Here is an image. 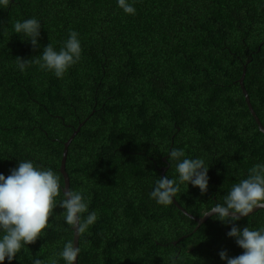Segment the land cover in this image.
I'll return each instance as SVG.
<instances>
[{
  "label": "trees",
  "instance_id": "trees-1",
  "mask_svg": "<svg viewBox=\"0 0 264 264\" xmlns=\"http://www.w3.org/2000/svg\"><path fill=\"white\" fill-rule=\"evenodd\" d=\"M12 0L0 9V173L30 159L60 176L65 144L70 189L90 199L98 220L80 235L78 264H226L243 253L231 224L196 220L150 198L156 181L175 178L172 148L209 165L206 193L181 185L175 199L196 218L264 162V0ZM41 22L40 47L15 34L17 20ZM79 33L82 57L63 79L28 60ZM26 39V38H25ZM165 159V160H164ZM57 206L50 228L4 264L49 261L74 234ZM238 226H264V210ZM59 264H65L63 260Z\"/></svg>",
  "mask_w": 264,
  "mask_h": 264
},
{
  "label": "clouds",
  "instance_id": "clouds-1",
  "mask_svg": "<svg viewBox=\"0 0 264 264\" xmlns=\"http://www.w3.org/2000/svg\"><path fill=\"white\" fill-rule=\"evenodd\" d=\"M11 2L0 0V9L9 7ZM116 3L125 14H136L135 0H116ZM40 22L35 17L17 20L12 29L23 41L39 48ZM81 57L79 33L71 30L59 50L49 43L40 55L28 60L20 57L15 60L20 72H25L35 63L42 71L63 79ZM167 155L170 164L175 162L177 175L175 178L168 175L160 177L150 192L151 199L158 205L170 206L181 185L188 187L191 184L198 187L201 194L207 192L209 165L203 158H189L182 149L176 148L170 149ZM60 193V176L52 168L40 167L30 159L19 160L18 166L11 169L7 177L0 173V264H4L6 259L11 262L28 244L43 236L44 230L51 227L49 218L57 206L63 209L60 215L75 237L86 233L94 225L98 212L89 211L90 199L82 191L64 188L63 196L57 202ZM258 208H264V162L254 164L246 178L231 186L222 203H215L203 214L214 215L225 224H231L227 236L234 238L244 250L235 257H230L226 250L220 251V259L226 264H264V226L240 227L236 223ZM80 251V247L69 239L52 259L46 262L37 258L32 264H59L60 260L65 264H75ZM171 264H176V260L171 259Z\"/></svg>",
  "mask_w": 264,
  "mask_h": 264
},
{
  "label": "water",
  "instance_id": "water-1",
  "mask_svg": "<svg viewBox=\"0 0 264 264\" xmlns=\"http://www.w3.org/2000/svg\"><path fill=\"white\" fill-rule=\"evenodd\" d=\"M246 73H247V66L244 68V71H243V75L242 77L240 78L239 82H240V85H241V88L243 90V93L245 95V99H246V102L249 106V109H250V112L252 113L253 117L255 118L258 126H259V129L260 131L264 134V126L262 125L260 119L258 118V116L256 115L253 107H252V104H251V101H250V97L248 95V92L247 90L245 89V84H244V81H245V77H246ZM82 125L79 126V128L77 129V131L74 132V134L72 135V137L67 141V143L65 144V150H64V154H63V159H62V164H61V167H60V171L61 173L63 174V177H64V181H65V185L63 187L64 188H70V178H69V175L66 171V163H67V156H68V150H69V146L72 142V140L75 138V136L78 134V132L80 131ZM165 160V159H164ZM168 171V166L167 167H163L162 168V177L166 175ZM174 199V204L177 205L186 215H188L190 218L196 220L197 222V228L196 230L203 224H205L211 217H213L214 215H207V216H203L201 218H196L194 217L193 215L189 214L183 207H181L179 205V203L176 201L175 198ZM259 210H264V208H258V209H254V211L250 214H254L255 212H258ZM249 215V216H250ZM79 241H80V236L79 237H75L74 235V243L79 246ZM75 264H78V258H77V261L75 262Z\"/></svg>",
  "mask_w": 264,
  "mask_h": 264
}]
</instances>
